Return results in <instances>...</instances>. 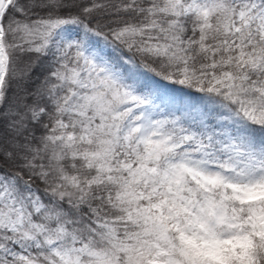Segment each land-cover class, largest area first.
<instances>
[{
  "label": "snow or ice",
  "instance_id": "snow-or-ice-1",
  "mask_svg": "<svg viewBox=\"0 0 264 264\" xmlns=\"http://www.w3.org/2000/svg\"><path fill=\"white\" fill-rule=\"evenodd\" d=\"M0 264H264V0H0Z\"/></svg>",
  "mask_w": 264,
  "mask_h": 264
}]
</instances>
